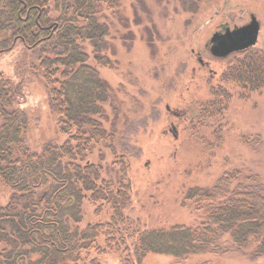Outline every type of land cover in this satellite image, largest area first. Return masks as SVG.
I'll return each instance as SVG.
<instances>
[{
  "label": "trees",
  "instance_id": "obj_1",
  "mask_svg": "<svg viewBox=\"0 0 264 264\" xmlns=\"http://www.w3.org/2000/svg\"><path fill=\"white\" fill-rule=\"evenodd\" d=\"M50 1L0 0V53L18 41L29 49L37 60L31 68L66 135L62 143L32 151L26 144L29 118L19 109L21 85L0 71V182L10 192L0 204V264H144L151 254L178 264H221L233 250L264 257V184L237 170L212 187L185 192V201L203 212L199 223L132 227L127 162L118 158L106 168L92 160L95 146L111 138L104 124L112 92L97 69L111 63L102 53L110 34L99 17L102 0ZM237 54L243 58L221 81L262 89L264 57L253 49ZM211 94L216 99L204 109L212 110L208 116L229 98L223 87ZM104 168L112 177L103 176ZM86 204L95 207L97 220L83 226Z\"/></svg>",
  "mask_w": 264,
  "mask_h": 264
},
{
  "label": "rangeland",
  "instance_id": "obj_2",
  "mask_svg": "<svg viewBox=\"0 0 264 264\" xmlns=\"http://www.w3.org/2000/svg\"><path fill=\"white\" fill-rule=\"evenodd\" d=\"M100 10V20L110 26L102 53L111 63L97 69L112 92L104 124L111 138L95 146L92 160L106 168L118 158L127 162L132 203L126 214L132 227L199 223L203 212L185 201V192L212 187L226 172L257 175L264 184V86L251 91L223 83L224 73L243 55L217 58L210 52L214 33L245 25L255 15L261 29L250 49L264 57V0H102ZM84 48L93 54L88 42ZM29 53L16 42L0 53V71L21 85L19 109L29 118L26 144L40 152L49 142L62 143L66 135L50 110L43 80L31 68L37 60ZM215 87L225 88L229 98L220 107L224 111L208 116L212 110L204 109L215 102ZM106 168L103 176L112 177ZM9 193L0 182V204ZM84 212L83 226L97 220L93 205H84ZM220 263L264 264V257L233 250ZM144 264L178 263L151 254Z\"/></svg>",
  "mask_w": 264,
  "mask_h": 264
},
{
  "label": "water",
  "instance_id": "obj_3",
  "mask_svg": "<svg viewBox=\"0 0 264 264\" xmlns=\"http://www.w3.org/2000/svg\"><path fill=\"white\" fill-rule=\"evenodd\" d=\"M260 22L255 15L245 25L225 27L223 32H216L210 39V52L214 57L226 58L232 53L244 51L257 44L260 33ZM199 62L203 63L199 58Z\"/></svg>",
  "mask_w": 264,
  "mask_h": 264
}]
</instances>
